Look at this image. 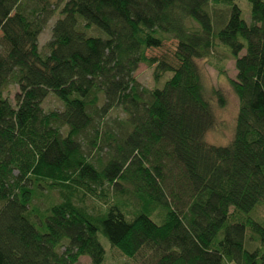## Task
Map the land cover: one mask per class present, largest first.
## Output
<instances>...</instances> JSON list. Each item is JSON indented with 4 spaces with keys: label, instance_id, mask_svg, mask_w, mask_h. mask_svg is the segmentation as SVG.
I'll return each mask as SVG.
<instances>
[{
    "label": "trees",
    "instance_id": "obj_1",
    "mask_svg": "<svg viewBox=\"0 0 264 264\" xmlns=\"http://www.w3.org/2000/svg\"><path fill=\"white\" fill-rule=\"evenodd\" d=\"M235 1L0 0V264H103L100 235L123 264H264V0L249 23ZM168 40L171 61L147 55ZM217 45L236 71L225 146L203 140L197 60Z\"/></svg>",
    "mask_w": 264,
    "mask_h": 264
},
{
    "label": "rangeland",
    "instance_id": "obj_2",
    "mask_svg": "<svg viewBox=\"0 0 264 264\" xmlns=\"http://www.w3.org/2000/svg\"><path fill=\"white\" fill-rule=\"evenodd\" d=\"M241 11V17L247 22H250V6L247 0H236ZM57 11L54 13L46 23L38 35V49L41 52H45V43L51 37V28L57 18ZM175 40L164 41L160 48L149 49L147 55L164 57L168 60H172V52L175 46ZM198 66L201 71V81L206 94L209 98L208 101L212 104L213 113V127L204 133L203 140L209 144L216 146L227 145L233 135L235 117L237 113V98L234 94L230 79L235 78V68L233 58L225 51V49L217 45L213 49L211 56L205 59L197 60ZM220 69V70H219ZM136 80L144 87L150 88L159 85L162 79L155 81L153 78V68L148 67L144 63H139L137 68L133 72ZM213 89H217L221 92L224 98L223 106H220L216 100V97L212 93ZM15 85L9 86L6 96L14 103V91ZM41 107L44 111L48 110H61V101L51 92L42 100ZM123 118L124 113L119 109H112L107 115L106 119L111 120L114 118ZM85 204L89 210H101L102 205L88 198L85 200ZM100 242L105 249L103 264H123L124 258L113 253L110 248V244L106 238L100 235ZM115 258V259H114ZM114 259V260H113ZM76 264H90V260L87 256H80Z\"/></svg>",
    "mask_w": 264,
    "mask_h": 264
}]
</instances>
